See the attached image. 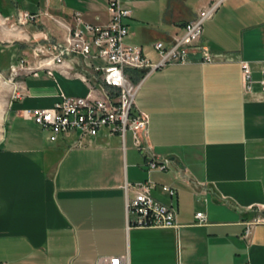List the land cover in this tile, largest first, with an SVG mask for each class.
<instances>
[{
  "label": "crops",
  "instance_id": "1",
  "mask_svg": "<svg viewBox=\"0 0 264 264\" xmlns=\"http://www.w3.org/2000/svg\"><path fill=\"white\" fill-rule=\"evenodd\" d=\"M40 1L38 11L66 19L75 10L94 23L108 19L106 0ZM210 1L128 0L126 41L156 60L153 42H168ZM20 3L1 0L0 19L24 10ZM51 22L53 29H38L61 39L63 30ZM201 41L210 59L191 48L190 61L154 69L135 95L136 107L148 113L156 158L168 159L164 170L147 172L130 133L124 141L105 128L82 143L74 132L52 140L21 114L51 106L60 90L86 93L77 74L54 69L53 76L40 71L18 81L0 138V262L95 264L100 255H125L129 264H264V222L246 232L248 221L264 217V0H221L203 23ZM241 59L252 68L249 92ZM71 60L73 70L91 72L78 57ZM148 177L152 196L175 207L177 228L126 226L123 184ZM198 211L206 216L202 224Z\"/></svg>",
  "mask_w": 264,
  "mask_h": 264
},
{
  "label": "built area",
  "instance_id": "2",
  "mask_svg": "<svg viewBox=\"0 0 264 264\" xmlns=\"http://www.w3.org/2000/svg\"><path fill=\"white\" fill-rule=\"evenodd\" d=\"M221 0H211L200 7L196 14L184 22L183 29L171 35L168 42L156 40L153 46L158 58L147 57L141 45L126 41L128 25L126 19L131 15L128 0H106L108 19L104 23H94L84 18L81 11L75 10L70 19L43 9L38 12L18 10L17 16L25 21L40 20L42 15L50 18L63 30V37L55 39L46 32L38 31L41 39H36L31 47V58L24 55L9 64L12 74L24 72L38 75L43 71L53 76L54 69L64 74H77L87 84V91L82 95H70L62 90L58 99L47 107L23 108L21 114L38 123L48 131L49 139L58 135L74 132L77 143L84 138L96 135L99 130L117 133L125 140L129 132L133 145L144 155L147 172L164 170L168 159L159 161L148 142V113L136 107L135 95L142 80L154 69L172 62H187L191 58V48L203 51L204 60L211 58L205 44L201 41L203 23L210 18ZM78 57L89 68V74L73 70L72 57ZM261 77L259 82L264 93V58L260 59ZM242 87L244 92L252 90L254 78L252 68L245 59L240 60ZM139 71L134 74L127 69ZM19 93H14L17 96ZM155 182L151 178L132 183L125 182V216L129 227H173L177 228L176 209L171 204L163 203L152 196L151 187ZM163 192L174 195L175 189L161 184ZM130 190V193H127ZM198 224L206 221L202 211L195 213ZM264 222V217L257 216L247 222L250 226ZM0 264H5L0 262ZM95 264H129L125 255H100Z\"/></svg>",
  "mask_w": 264,
  "mask_h": 264
},
{
  "label": "rangeland",
  "instance_id": "3",
  "mask_svg": "<svg viewBox=\"0 0 264 264\" xmlns=\"http://www.w3.org/2000/svg\"><path fill=\"white\" fill-rule=\"evenodd\" d=\"M19 1L21 2L20 6L30 12H37L41 4L40 0ZM43 19L45 20L44 23L41 20L25 21L24 18L20 19L17 15L11 16L9 19L5 17L0 19V138L3 134L6 110L14 97V93L19 90V86L16 85L18 81L31 75L24 72L12 74L9 70V64L22 55L31 58V47L40 37L39 34L35 33L41 31L39 29L45 31H49L50 28L53 29L52 20L48 17H43ZM127 135L129 137V132Z\"/></svg>",
  "mask_w": 264,
  "mask_h": 264
}]
</instances>
